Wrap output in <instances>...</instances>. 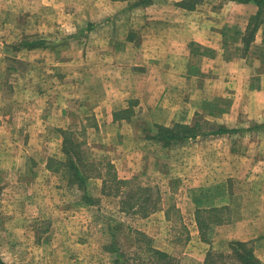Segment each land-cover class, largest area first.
Instances as JSON below:
<instances>
[{"label": "crops", "instance_id": "crops-1", "mask_svg": "<svg viewBox=\"0 0 264 264\" xmlns=\"http://www.w3.org/2000/svg\"><path fill=\"white\" fill-rule=\"evenodd\" d=\"M58 1L0 0V127L22 124L18 138L29 142L50 138L48 111L57 108L64 91L53 87L50 99L49 86L25 79L30 67L19 82L16 68L2 65L14 60L9 47L19 38L18 28L24 36L38 35L41 42L33 43L46 46L47 33L78 26L63 25ZM184 1L86 0L85 57L63 66L56 53L53 76L61 80L65 67L75 80L85 76L84 83L69 88L74 94L68 104L80 98L75 102L90 109V133L109 125L129 145L133 162L124 160L121 148L108 152V159L82 149L88 166L82 189L68 177L58 181L54 176L67 170L60 164L66 130L61 111L54 119L60 145L53 154L29 150L35 155L31 165L25 151L12 158L11 150L1 148L0 169L6 166L12 179L9 189L0 182V264H114L117 252L127 264L140 261L141 254L158 264L156 253L171 264H215L212 260L223 255L242 264L233 254L236 242L264 264V15L252 19L258 11L253 3L215 0L220 7L210 9L205 0L190 10ZM230 5L229 18H222ZM19 11L23 21L15 23ZM47 11L56 13V23L48 21ZM38 56L42 63L46 53ZM45 66L38 67L39 76ZM202 120L229 132L168 147L150 139L156 127ZM3 134L14 144L13 133ZM109 166L115 182L108 179ZM119 181L124 184L116 185ZM121 235L135 236L138 253L117 250Z\"/></svg>", "mask_w": 264, "mask_h": 264}, {"label": "rangeland", "instance_id": "rangeland-1", "mask_svg": "<svg viewBox=\"0 0 264 264\" xmlns=\"http://www.w3.org/2000/svg\"><path fill=\"white\" fill-rule=\"evenodd\" d=\"M59 13H57V15L59 17H61V21L63 23V25H65L67 22L69 23L70 21H76L78 23V26L73 27L74 29L71 30L69 28H66L65 26L62 28V31H55L56 33L53 34L52 32L47 33L46 37V41H47V45L45 46L43 40H42V44L41 45H37V47L35 48H27L25 45H23L22 43L24 41H28L30 40V42H41L39 41L40 38L38 37V35H30V37L24 36V33L21 31L22 29L18 28L17 34L19 35V38L16 39L15 43L12 45H10L9 47V52L14 54V60L12 59H8V60H4V64L2 65L3 67H9V66H14L17 70V76L15 77V81H19L22 82L25 79H29L30 83L32 85H38V82L41 81L43 82L44 85L49 86V91L48 93V97L50 99H53L55 94L53 92V87L57 86L58 89L60 88L61 91H64V93H60L61 96H58V100L61 101L60 104H55L57 105V108H51L48 111L47 116H50V119L48 120L47 118V125L51 126L48 129H45V135L47 137L50 136V138L47 139H37L36 141H28L26 139H24V136L22 139L18 138V137H22V132L20 131L22 124H19L17 128V125H13L12 123H8L6 122L2 127H0V149L1 148H5L8 150H11V157L12 158H18L17 153L20 151H25V156H27V158L29 159V162L33 163V157H35L34 153H31L29 150L33 151L36 150L38 151V149L44 150L47 154L51 153L53 154V152L55 150H58V147L60 145L59 142V138L58 135H56V131H55V126L57 125L54 123V119H57V116L60 114V111L62 112V116H64L63 118V123L61 122L60 124H62V129H66L65 131H69L71 133H76L75 137L78 138V141L83 143L81 145V149H83V151L85 153H87L88 151H92L94 150L92 153H95L96 156L98 154L99 158L101 159L102 157L105 156V158L108 157V152H112L118 149H122V153L128 157V150L130 148L128 144L124 143L123 144V140L124 139H118V136L115 134L116 132L114 130H112L110 128L109 125L106 124H102L100 125V130L97 133H90V130L87 129L88 126H90L91 121L89 120L90 117L86 116L90 113V109H86L85 104H79L76 103L75 101H79L80 98H77L76 100L72 99L71 103H69V95L74 94V92L70 93V89L71 91L74 89V87L78 86L79 84H82L85 82V76L83 77V81L80 80L79 78H77L76 80L73 79L72 76L68 75L67 71L70 70V68H63L64 69V77H62L61 80L56 79V77L53 76V67L54 64L52 63V59H53V55L57 54H61V57L63 59L62 63L63 66L66 65V63H70L72 58H76L79 56V59L81 57V55L83 54L85 57V53L87 52V44H86V35L85 33L82 34L81 31L85 30L86 25L84 24L85 21V2L86 0H59ZM73 4H72V3ZM77 3V4H76ZM207 7L210 9H217L218 6L220 7V4H218V2H216L215 0H207ZM72 4V6H71ZM75 6L77 8V10H75V8H73L74 13L72 14L71 12V7ZM20 8V5L18 3H16V9ZM233 11L232 6H224V16L226 18H229L230 13ZM73 15V16H72ZM23 16L22 13L17 12L16 13V19H14L15 23H22L23 19L21 18ZM46 18L48 19V21L50 23H56L55 20L57 19L56 13H54V11H47L46 14ZM38 17L36 16L35 12H32L31 14V19H37ZM261 17L257 18L254 21H258L260 20ZM73 19V20H72ZM20 31V32H19ZM19 32V33H18ZM81 33V34H80ZM251 32H247V35L245 36V39L249 38V34ZM77 36V38L74 39H70V36ZM43 37V36H42ZM244 39V40H245ZM245 43V42H244ZM226 44V43H225ZM34 51L33 55L31 57H24V54H29V52ZM39 51L45 52L46 53V57L45 56H40L43 60L42 63H40L39 61V56L38 53ZM202 56V55H201ZM59 58V57H58ZM194 62L196 61V59L194 58L193 60ZM44 64H46L45 69L46 72L44 71L43 76H39V72H38V67L39 66H43ZM30 67L32 70H30V76L29 77H25V79H23V73L24 69ZM81 68V67H80ZM83 69V67H82ZM51 85V88H50ZM70 88V89H69ZM58 91V90H57ZM69 93V94H65V93ZM54 101V100H53ZM54 105V104H53ZM12 107L10 108L9 111H11ZM89 110V113H88ZM8 111V112H9ZM64 111V113H63ZM197 120V119H196ZM85 121V122H84ZM204 121V123H207L208 128L211 127L213 129H216V127H218V125L212 121V120H202ZM46 126V124H44ZM47 126V127H48ZM60 126V125H58ZM220 127V126H219ZM8 128V129H7ZM14 129V131H13ZM6 131L8 134H10L12 136V133L15 136V140H14V144H12L10 142V139H6L5 135L3 134V132ZM10 131V132H9ZM66 132V133H67ZM89 133V134H88ZM57 137V139H56ZM12 141V140H11ZM123 144V145H122ZM26 148V149H25ZM15 149H19L15 152ZM27 150V152H26ZM132 150V149H131ZM13 155V156H12ZM104 155V156H103ZM95 156V157H96ZM32 157V158H31ZM89 158V157H88ZM116 158V157H113ZM132 158V156H131ZM108 159V158H107ZM127 159V160H126ZM124 159L126 162H133V159H130V156L128 158ZM120 164V162H117ZM42 164V162H41ZM5 167L4 169H0V182H6V184H4L3 188L4 189H9V180L12 179V175L10 170L8 172L5 171ZM10 173V174H9ZM35 174H38V172H35ZM31 177H33V172L31 173ZM56 179H58V181H62V180H67L68 177V171L65 170L61 173H59V175H55L54 176ZM44 180H50V178H44ZM55 180V179H54ZM71 205V204H69ZM68 205V206H69ZM116 248L119 251H122V253L124 252L126 255H132L135 252L138 253L135 250L136 247V240H135V236H129L126 237L125 235H121L118 236V239L116 241ZM144 246V245H143ZM98 253V252H97ZM96 253V258L98 260V262H100L102 260L101 256H98ZM120 253V252H119ZM100 254V252H99ZM121 254V253H120ZM122 255V260H126V256ZM142 255V259H140V261H137L134 256V260L133 263L135 264H153L152 263V258L149 257V255H145V254H141ZM124 256V257H123ZM232 256H226L223 255L221 259L219 258H214L212 261H214V263L216 264H226L227 262L231 261V264H235L236 262L233 261L234 258H231ZM129 259H131L129 257ZM232 259V260H231ZM158 264H162V263H158ZM230 264V263H227Z\"/></svg>", "mask_w": 264, "mask_h": 264}, {"label": "trees", "instance_id": "trees-1", "mask_svg": "<svg viewBox=\"0 0 264 264\" xmlns=\"http://www.w3.org/2000/svg\"><path fill=\"white\" fill-rule=\"evenodd\" d=\"M205 0H186L182 3V6L186 9H193L196 5L204 2ZM224 2H234V3H253L257 7L258 11L252 19L256 20L259 17L264 15V0H223ZM247 35V33H246ZM245 35V36H246ZM250 35L248 40H250ZM246 40H244L245 42ZM27 48H35L37 45H41L40 43H28L23 42ZM156 131L152 134L150 139L155 143L161 144L162 147H168L173 143L183 142L190 138H195L198 135H203L205 133H226L229 132L228 129L223 127H216L213 129L211 127L208 128L207 123L201 124L200 122H195L194 125H174L172 128H164V127H156ZM62 131L64 139L62 144V151L65 154V161L60 164L67 169L68 171V181L72 184H77L80 189L81 186H84V182L86 181L85 171L88 170V166L86 161L83 160V152L81 149V144L71 138L73 134L71 132ZM95 170L92 167L89 168L90 171ZM112 167L109 166L107 171V176L111 181H116V175L114 172H111ZM124 184L123 181H119L116 185ZM113 190V188H111ZM118 190V187H114V191ZM85 199V198H84ZM90 203L92 200L87 199ZM86 201V200H85ZM150 205V204H149ZM152 208L153 205H150ZM115 250V249H114ZM232 250L234 256L240 261L242 264H258V262L252 257L251 250L246 247V245L236 242L232 244ZM124 257V256H123ZM153 257V256H152ZM122 255L117 252L116 260L114 264H127L126 260H122ZM153 259L158 260L162 264H171L170 260H168L165 254L156 253Z\"/></svg>", "mask_w": 264, "mask_h": 264}]
</instances>
